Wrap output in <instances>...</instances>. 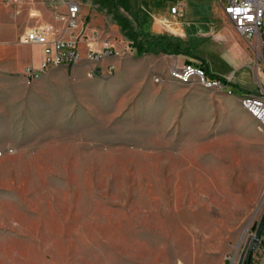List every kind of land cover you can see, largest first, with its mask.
Wrapping results in <instances>:
<instances>
[{
    "label": "rangeland",
    "instance_id": "374dc122",
    "mask_svg": "<svg viewBox=\"0 0 264 264\" xmlns=\"http://www.w3.org/2000/svg\"><path fill=\"white\" fill-rule=\"evenodd\" d=\"M80 1L86 25L133 47L103 63L111 74L0 76V264H243L264 212V130L240 98L264 90V50L222 54L217 27L236 31L219 0L148 5L204 25L196 52L189 35L145 43L144 0ZM177 54L229 89L158 68Z\"/></svg>",
    "mask_w": 264,
    "mask_h": 264
},
{
    "label": "built area",
    "instance_id": "2783aa9c",
    "mask_svg": "<svg viewBox=\"0 0 264 264\" xmlns=\"http://www.w3.org/2000/svg\"><path fill=\"white\" fill-rule=\"evenodd\" d=\"M20 11L25 0H11ZM222 11L234 30L250 45L264 50V0H219ZM53 6L51 20H38L33 26L23 32L17 43L38 45L42 49V58L36 64L30 63L23 67L21 76L26 82L38 78V71H45L61 65H76L91 57L103 58L106 55L131 53L132 42L125 41L116 45L113 40L86 25L80 19V5L76 1H66L63 8ZM177 7L171 8L175 14ZM29 15L35 16L29 11ZM89 77L104 73H114L111 67L105 69L86 68ZM169 70H174L192 81L204 82L210 86H221L229 89L230 79L222 81L219 78L208 77L204 70L192 64H172ZM155 80V79H154ZM263 95V103H247L264 118V90L247 92Z\"/></svg>",
    "mask_w": 264,
    "mask_h": 264
},
{
    "label": "crops",
    "instance_id": "0c3cea01",
    "mask_svg": "<svg viewBox=\"0 0 264 264\" xmlns=\"http://www.w3.org/2000/svg\"><path fill=\"white\" fill-rule=\"evenodd\" d=\"M25 1L27 4L23 5L21 10L18 11L17 5L13 4L11 0H0V76L17 75L23 79L21 76L23 67L30 63H38L42 58V49L38 45L17 43L19 36L33 26L36 21L41 19L51 20L50 16L54 5L57 6L56 8H63L66 1L72 0ZM73 1L78 2L80 5V18L86 16L88 7L84 6L80 0ZM120 1L121 0H115L116 3H120ZM143 4L145 6V25L149 22H151L149 24L152 25V29L145 32V43L148 41L152 46L155 45L158 48L172 44H187L189 41H186L183 36L189 35V39H191L189 46L192 45L191 47H193L196 52V49L198 48L197 40L200 39V37H208L210 35L204 25L198 26L197 23L192 20H186L182 17L177 19L176 13L170 14L168 12V14H166L165 12H160L158 9L155 11L149 10L148 5H151V0H144ZM29 11L33 12L35 16L29 15ZM220 13V17L224 19L226 16L224 15L222 8ZM216 32L223 41L222 45L224 46V51L222 54L228 52L231 47L237 44L247 52L248 58H250V53L247 49L249 42L238 33L234 32L225 19L217 27ZM175 57L176 58L170 61L163 58L162 62L158 64V68L164 69L166 63L168 66L171 63L182 65L183 62H185V56L177 54ZM108 60L109 59L105 61ZM203 60L207 64L211 73L223 77L222 74L211 69L207 59L204 58ZM105 61L101 63L102 67ZM111 62L116 66L117 63H120V57L111 58ZM61 66H63L64 69L70 67L69 65ZM81 66L83 67V63H80L78 66H72V68L75 70H81ZM84 67L88 68V62L86 59H84ZM235 264L241 263L238 261ZM251 264H264V245L260 244L255 248Z\"/></svg>",
    "mask_w": 264,
    "mask_h": 264
},
{
    "label": "bare ground",
    "instance_id": "6f19581e",
    "mask_svg": "<svg viewBox=\"0 0 264 264\" xmlns=\"http://www.w3.org/2000/svg\"><path fill=\"white\" fill-rule=\"evenodd\" d=\"M125 55V54H124ZM119 55H106L103 58L100 57H91V58H85L88 62V68H95V69H105V67L101 66V63L107 59H111L114 57H118ZM105 66H109L112 68V70L114 71V66L112 64H107ZM44 73H46L45 71H38V78L40 76H42ZM169 76H171L172 78L176 79L177 81H179L180 83H189L192 80L176 73L174 70H169ZM171 79V78H170ZM155 81H159V78H156ZM200 84H202L205 87H209V88H217L220 91H225L224 88L225 87H221V86H210L209 84H205L204 82H198ZM228 89V88H227ZM227 93L231 94L229 91H227ZM263 103V95L261 94H247L240 98V103L241 106L257 121L258 126L260 127L261 130H264V118L261 117L259 115V113L251 106H249L247 103Z\"/></svg>",
    "mask_w": 264,
    "mask_h": 264
},
{
    "label": "water",
    "instance_id": "95a60500",
    "mask_svg": "<svg viewBox=\"0 0 264 264\" xmlns=\"http://www.w3.org/2000/svg\"><path fill=\"white\" fill-rule=\"evenodd\" d=\"M263 237H264V212L260 218V221L256 225L255 232L250 236L251 243L243 264H251L253 252L255 248L260 244Z\"/></svg>",
    "mask_w": 264,
    "mask_h": 264
},
{
    "label": "trees",
    "instance_id": "16d2710c",
    "mask_svg": "<svg viewBox=\"0 0 264 264\" xmlns=\"http://www.w3.org/2000/svg\"><path fill=\"white\" fill-rule=\"evenodd\" d=\"M197 67H199L200 69L204 70V72L207 74L208 77H216V78L222 79L221 77L216 76L213 73H211L209 71L208 66H207V64L205 62H201ZM222 80L225 81L224 79H222ZM261 244H264V238L261 241Z\"/></svg>",
    "mask_w": 264,
    "mask_h": 264
}]
</instances>
